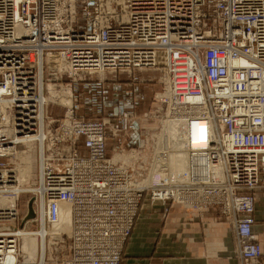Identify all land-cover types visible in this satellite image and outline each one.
I'll use <instances>...</instances> for the list:
<instances>
[{
	"label": "built area",
	"instance_id": "built-area-1",
	"mask_svg": "<svg viewBox=\"0 0 264 264\" xmlns=\"http://www.w3.org/2000/svg\"><path fill=\"white\" fill-rule=\"evenodd\" d=\"M121 74L156 81L147 111L78 112V85L96 79L104 94ZM67 91L65 113L49 114ZM179 157L200 159L183 179ZM262 182L264 0H0V264H121L147 197L217 211L242 264H261ZM25 231L40 243L31 258Z\"/></svg>",
	"mask_w": 264,
	"mask_h": 264
},
{
	"label": "crops",
	"instance_id": "crops-1",
	"mask_svg": "<svg viewBox=\"0 0 264 264\" xmlns=\"http://www.w3.org/2000/svg\"><path fill=\"white\" fill-rule=\"evenodd\" d=\"M126 84V83H125ZM129 88L128 97L139 105V84ZM95 103V102H94ZM123 108V106H121ZM253 232L262 248L264 264V182L256 192ZM234 227L215 210L203 214L179 205L166 210L161 202L143 200L133 234L121 264H242L237 256Z\"/></svg>",
	"mask_w": 264,
	"mask_h": 264
},
{
	"label": "rangeland",
	"instance_id": "rangeland-1",
	"mask_svg": "<svg viewBox=\"0 0 264 264\" xmlns=\"http://www.w3.org/2000/svg\"><path fill=\"white\" fill-rule=\"evenodd\" d=\"M154 71H145L143 72V77H148L152 78L155 76ZM142 75V73H141ZM110 77V76H107ZM102 78V77H99ZM117 82H111L106 81V83H103L105 89L104 94H99L97 93V81L96 79H92L91 81H88L87 83L80 84L78 85V90L76 93H81L83 94L84 97L81 98L80 100V109L79 113L88 117H94V116H103V117H113L115 113L119 112L118 108L123 106L125 112H136L138 114H142L143 112L147 111L153 100L154 93L157 89H159L158 84L154 80L153 82H147V83H141V82H136V84H139L141 90V93L139 95L138 93V98H139V105L135 107L134 103H132V100L128 97L129 95V88L132 87L133 85L130 84V78L127 74H121L118 77ZM126 83V84H125ZM133 84V83H132ZM99 86V84H98ZM77 89V88H76ZM68 91L65 92L61 97V101L59 99H54L55 101L50 103L49 108H48V113L53 115V116H61L65 113L66 111V105H68L70 102L66 98V95H68ZM62 92H54L53 96L55 95H61ZM80 95V94H79ZM66 99V100H65ZM95 102V103H94ZM156 121V120H155ZM159 124L158 122H154L151 124V127H156V125ZM185 133L191 134L192 136L196 135V128L193 126V128H184V127H178L175 126V130L172 133L175 137H178L179 135H183ZM112 145L115 143V141H109ZM184 158V157H183ZM36 160V151L33 153V171H36L38 164ZM176 161V159H175ZM174 161V163H175ZM200 159L199 157H195L193 160H190V163H188V159H185V164L191 165L192 168H197L199 165ZM26 171L23 173L25 174ZM182 171L179 172V176H182ZM161 178V176H160ZM33 197L32 194L25 193L20 200V206L21 209L25 212L29 210V201L30 198ZM34 207V205H33ZM27 229L35 230L37 228V224L35 222H31L28 224ZM28 235L30 234L24 232L23 235ZM31 239L25 241L24 236L22 237V251H27L29 249V246L31 244ZM33 241L36 242L35 239ZM40 245V243L38 242Z\"/></svg>",
	"mask_w": 264,
	"mask_h": 264
},
{
	"label": "bare ground",
	"instance_id": "bare-ground-1",
	"mask_svg": "<svg viewBox=\"0 0 264 264\" xmlns=\"http://www.w3.org/2000/svg\"><path fill=\"white\" fill-rule=\"evenodd\" d=\"M66 98H67V96H66ZM175 126H173V127L170 128L171 133L174 132ZM189 163H190V161L187 164H189ZM186 166L187 165L185 164V157L184 158L183 157H179L178 159H176L175 163L173 164V175H175V177L178 178V179H183V178H186L187 176H189L190 173L186 172V170H187V167ZM180 171H182V174H183L182 176H179V172ZM65 215H66L65 216L66 217V219H65L66 224L65 225H68L69 224V214L67 213ZM23 236H24V240L25 241H28L30 239V237L31 238L33 237V239L36 240V242H35V241H33V239H31V244L29 246V249L27 251H24L25 253H23V255L25 257H27V258L34 257L37 254V252H38V245H39L38 242H37L36 236L33 235V234H30V236H28V235L25 234Z\"/></svg>",
	"mask_w": 264,
	"mask_h": 264
},
{
	"label": "water",
	"instance_id": "water-1",
	"mask_svg": "<svg viewBox=\"0 0 264 264\" xmlns=\"http://www.w3.org/2000/svg\"><path fill=\"white\" fill-rule=\"evenodd\" d=\"M34 215H35V212H34V208H33V200H31L29 202V212H28V215L26 216V219L32 218V217H34Z\"/></svg>",
	"mask_w": 264,
	"mask_h": 264
}]
</instances>
